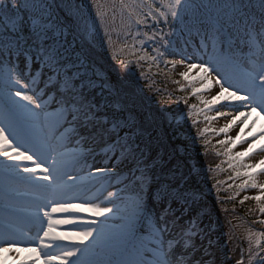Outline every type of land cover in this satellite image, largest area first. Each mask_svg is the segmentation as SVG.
Returning a JSON list of instances; mask_svg holds the SVG:
<instances>
[{"label": "snow or ice", "instance_id": "1", "mask_svg": "<svg viewBox=\"0 0 264 264\" xmlns=\"http://www.w3.org/2000/svg\"><path fill=\"white\" fill-rule=\"evenodd\" d=\"M117 6L129 10L126 19L121 17L118 39L132 36L134 25L140 34L138 26L146 18L135 14L136 7H148L147 16L157 25L163 22L148 36L153 60L178 55L169 37L175 35L172 27L183 25L179 31L184 46L190 49L195 43L200 56L181 55L169 63L185 65L186 81L198 70L203 87H193V95L216 87L212 98L201 102L207 106L227 101L216 110L218 116L239 113L220 132L228 133L239 117L244 118V127L253 115L264 121V0H160L159 4L113 0L110 7ZM84 7L80 0H0V83L8 122L0 126V157L6 174L19 177L40 194L35 211L27 217L19 215L22 208L7 209L8 216L38 227L36 240L27 239L35 247L15 248V233L6 230L0 235V251L30 252L25 264H35L41 256L45 264H208L196 258L200 250L196 241L206 232L182 178L164 173L151 155V142L122 115L118 101L97 100L95 89L100 85L89 75L84 46L90 33ZM87 7L95 8L103 21L106 12L100 0H90ZM164 27H170L169 32ZM243 136L242 127L235 139L221 143L235 146ZM258 140H264V127L245 151L232 156L229 148L227 154L245 169L236 171V176L247 177L239 187L264 193L254 172L264 173V159L243 163ZM260 151L264 153V148ZM97 155L109 163L94 172L89 169L90 182L110 181L125 171L126 175L116 191L85 199L89 192L74 169ZM247 199L264 201V194ZM259 211L264 213V206ZM80 212L96 218L75 215ZM59 213L69 215L61 218L55 215ZM61 225L75 227L57 233Z\"/></svg>", "mask_w": 264, "mask_h": 264}, {"label": "rangeland", "instance_id": "2", "mask_svg": "<svg viewBox=\"0 0 264 264\" xmlns=\"http://www.w3.org/2000/svg\"><path fill=\"white\" fill-rule=\"evenodd\" d=\"M80 2L86 5L83 9V15L90 26V33L87 35L86 43L91 45L100 56L102 54L103 56L101 57L111 64L113 70L115 69L116 71L121 68L134 75H137V73L142 74V78L136 76V79H138L141 84L144 82L147 83L146 87L142 86L143 89L154 91V89L159 86L156 85L159 78L154 77L155 74L160 75L158 72L159 69H161L160 71L175 84L184 82L186 86L183 85V88H181L183 91L181 92L185 97H188V99L193 98L196 103L191 105L187 113L173 120L176 121V123H183L188 120L192 128L196 130L198 124H204V128L200 129L197 134L199 135L197 138L200 142L199 147L204 151L212 149L217 156L226 157L225 165L218 171V178L201 175L200 179L196 178L193 181H188L187 179L181 180L186 191L197 201L193 210L199 215L206 232V235H202L200 239L196 241V243L200 245V250L196 253V258L202 261H208V264H260V261L264 260V235H262V233H264V213H260V218L256 223L259 228L254 227L253 224L249 223L247 220L243 218L240 219L234 215L230 216L231 221L228 220L226 222L218 221L217 218H219L218 211H227V206L231 199L242 203V201H245L246 196L252 197L264 194L259 188L253 189L251 187H245L241 189L239 187L244 183L247 177L236 176V171H244L245 169L242 168L238 162L230 160L229 154H227L229 148L232 149L230 154L232 156H235L240 151H245L249 143L260 134L261 127H264V121L258 120L257 117L253 115L248 121V126L244 127L241 123L244 118L239 117L236 123L229 129L228 133L225 134L220 132V129L224 127L225 124H230L232 118L234 116H239V113H230L228 116L224 117L218 116L216 110L223 109V105L227 103V101H221L216 105L207 106L201 102L203 100H210L217 90H213L212 87L193 95V87H203V82L199 79L198 70H193L190 73V79L186 81L182 76V73L187 70L185 65L177 64L173 67V65L169 63V61L173 59H180L181 55L185 57L200 56V53L196 51L195 43L191 45L190 49L184 46L185 38L180 35L179 31V29L183 27L182 24L177 23L175 27H172L171 30L175 35L169 37L174 41L172 51L178 55H166L163 59L153 60L152 56L154 55V50L152 49V42L148 40V36L152 35V32L156 31L158 27H162L163 22L161 21V24L157 25L150 16H147L149 12L148 7L140 6L133 10L136 15H139L141 18H146V23L138 26L140 29L139 35H136L137 26L134 25L132 36L125 40L123 37L118 39L117 34L121 32V17L123 15L125 19L127 18L128 9L121 10L117 6L115 10H113L110 7L113 0H100V3L105 5L103 11L106 12V16L102 21L100 18L96 17L95 8L87 7V5L90 4V0H80ZM201 2L207 3V0H196V3ZM125 3L141 4V0H125ZM144 3H153V0H144ZM155 3L159 4L160 0H155ZM153 7L155 8V4ZM159 10H156L154 14L158 15ZM134 19L135 16H133V20ZM170 27H164V32H169ZM176 41L179 43L177 44ZM141 57H143V59H141ZM88 63L91 66L89 75L93 77L97 85H100V87H97L99 88V93L101 92L103 94L104 99L113 102L118 101L124 108L122 115L131 120L136 130L143 134V138L148 141L152 140V150L156 154L158 152L162 153L161 147L164 143L162 138L163 132L159 128V118H157V115L151 110L154 106L158 107L162 105L160 96H158V98L154 100V103H151V106L147 108L136 94L127 90L125 85L115 82L111 75L102 73L99 68L90 61H88ZM35 67L37 66L33 65V68ZM1 94L4 96L2 83H0V95ZM193 105H195V107H192ZM161 108L163 109L165 107L161 106ZM212 117L217 118L212 119ZM253 121H256L255 132L249 136L248 133L253 130ZM7 123L8 122L4 118L3 102L0 100V126H6ZM242 127L244 128V136L235 146L231 143H221V141L228 140L229 138L235 139ZM205 129H207V131H205ZM154 139H157L155 144L153 143ZM262 148H264V140L256 141V148L249 156L243 158V163L256 164L260 159H264V153L260 151ZM84 155H87V153L85 152ZM165 157L166 154L162 156V161ZM108 163L109 161L104 159L102 155H97L95 158H88L86 162H82L80 166L74 169L75 173L81 177V182L86 185V190L89 192V195L84 197L85 199H91L93 196H100L103 198V196L106 195V190L116 191L117 186L122 184L126 171L123 176H118L116 179L110 181H101L98 183L89 181V169L94 172L96 167L107 165ZM113 163L118 164L119 162L114 161ZM3 165L4 159L0 157V167L5 171ZM182 170L181 161L175 162L170 166V171L175 173L178 177ZM70 171H72V169H70ZM254 172L258 174L257 183L264 184V173L261 172V169H255ZM183 177L184 176H180V178ZM0 184L2 189L0 190L1 208H22L24 209L22 213H25L27 216L35 211V204L39 202L40 196L36 190L28 187L26 184L16 183L8 178L0 179ZM231 186L235 187V191H230V193L225 188ZM205 195L215 199V208L204 198ZM97 202H99V200ZM256 204L260 208L264 206V201H260ZM85 207H87V205H85ZM214 209H216V211ZM55 215L63 218L69 214L59 213ZM75 215L96 218L90 212H80ZM101 219H103V217H101ZM0 221L5 222L15 230H22V237H19L18 243L14 245L15 248L26 249L27 247H35V243H28L27 239L31 237L33 241L36 240L38 231L36 225L26 219L8 216L3 210L0 211ZM218 224L222 226V230L217 229ZM71 230H74V226L61 225L56 231L57 233H61ZM4 232L5 231L0 228V235ZM85 243H90V241H85ZM257 244H259V248ZM69 246H71L70 243ZM215 253L220 257L219 262L212 259ZM257 253H259V255H257ZM30 255L31 253L26 250L18 252L0 251V264H25L27 257ZM28 264H31V261H28ZM35 264H45L44 257L41 256L39 260H36Z\"/></svg>", "mask_w": 264, "mask_h": 264}, {"label": "trees", "instance_id": "3", "mask_svg": "<svg viewBox=\"0 0 264 264\" xmlns=\"http://www.w3.org/2000/svg\"><path fill=\"white\" fill-rule=\"evenodd\" d=\"M85 47L87 48V57L94 65L100 69H103L104 72L110 74L115 82L125 85L127 90H130L136 94V96L147 108L151 106V103H154V100L158 98V96H160L162 101L161 106L165 107L163 108L165 110H163L161 106H154L151 108V110L157 115L156 117L159 118V128L163 132L162 138L164 143L161 147L162 153H160V157L166 154L164 163L167 164V167L163 168L165 174H169L170 166H172L173 163L180 161L182 162L181 165L184 166L182 171L183 176L192 175L196 170H207L209 167H215L222 163V160L216 159L211 151L206 152L204 156L197 154L196 143L194 139L192 141L189 138L191 134H193V130H191L190 127H187V129L183 130L177 126H173L168 121V115H180V113L187 110L190 105L196 103L193 98H189L185 105L176 107L174 104L175 100L177 99L178 95H181L177 89L178 85L171 83L165 75H154L155 77L159 78L156 85H159L158 88L163 91L158 93V95L157 93L154 94L152 93L153 91L142 88V85L146 87L145 82L141 84L138 79H136V76H143L142 74L137 73V75H134L133 73H130L126 70H122L120 67V69L115 71V69L113 70L111 68V64L101 57L103 55L101 54L100 56L98 53H96L95 49L91 45L85 43ZM168 92L172 93V98L167 97ZM97 100H101L100 95L97 96ZM176 132H180L185 136H183L182 139H180V137L177 138L176 135H174ZM187 150L190 152V154H186L188 152ZM183 151H186V153L183 154Z\"/></svg>", "mask_w": 264, "mask_h": 264}, {"label": "bare ground", "instance_id": "4", "mask_svg": "<svg viewBox=\"0 0 264 264\" xmlns=\"http://www.w3.org/2000/svg\"><path fill=\"white\" fill-rule=\"evenodd\" d=\"M213 90H217L215 86H213Z\"/></svg>", "mask_w": 264, "mask_h": 264}]
</instances>
